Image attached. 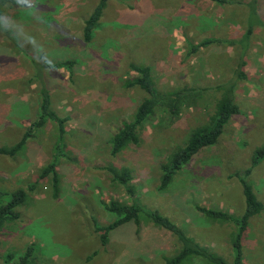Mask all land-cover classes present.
I'll return each mask as SVG.
<instances>
[{
    "label": "rangeland",
    "instance_id": "obj_1",
    "mask_svg": "<svg viewBox=\"0 0 264 264\" xmlns=\"http://www.w3.org/2000/svg\"><path fill=\"white\" fill-rule=\"evenodd\" d=\"M99 1H2L0 147L16 144L29 129L33 135L20 153H0V191L28 193L18 208L20 218L0 231V264H15L17 258L5 261L6 253L18 256L31 243L36 245L31 264H166V257L180 250L178 238L144 213L139 228L126 223L103 244L95 227L117 218L104 206L115 200H136L164 214L232 262L236 225L210 220L197 206L237 217L246 210L238 174L264 146V0H108L86 42L85 20ZM64 60L74 61L72 71L53 66ZM132 63L149 65L160 91L188 88L193 96L178 119L159 110L139 129V144L113 154V135L147 96L138 86L125 85L136 75ZM42 85L50 91L54 114L67 118L58 196L52 174L42 176L55 155L57 120L34 125ZM228 85L241 112L216 144L194 156L161 190L162 163L186 145L196 127L210 122ZM123 168L131 171L133 197L114 178L112 171ZM248 179L264 203V158ZM243 254L244 264H264V209L250 221ZM188 264L206 263L196 258Z\"/></svg>",
    "mask_w": 264,
    "mask_h": 264
},
{
    "label": "trees",
    "instance_id": "obj_2",
    "mask_svg": "<svg viewBox=\"0 0 264 264\" xmlns=\"http://www.w3.org/2000/svg\"><path fill=\"white\" fill-rule=\"evenodd\" d=\"M2 1L7 2L8 0L0 1V17L2 14ZM215 1L223 4L230 2V0ZM107 2L108 0H100L91 15L85 20L84 39L86 42L92 40L94 31L98 27L107 6ZM252 28L253 25H250L247 30L245 36L247 40L252 33ZM208 43L209 41H205L202 45ZM73 65L74 61L64 60L56 62L53 66L56 68L66 67L68 70L72 71ZM130 67L135 71L136 75L126 80L125 85L127 87L138 86L147 93V96L141 100L132 119L123 121L122 126L113 135L111 139L113 154L120 153L131 144H139V129L147 120L155 116L159 110L168 113L172 120L178 119L183 107L193 96V92L188 88L172 89L165 92L160 91L156 87L152 69L149 65L132 63ZM238 74L243 76L244 72L240 70ZM233 89L234 88L231 85L224 87V93L216 104V110L212 115L210 122L196 127L190 134L186 145L176 147L168 155L167 161L162 163V175L159 186L161 190L168 188L174 176L187 163H189L194 156L199 154L202 150L216 144L232 117L241 112L240 106L235 100ZM41 96V113L37 121L34 123L35 127H42L49 118H53L57 120L59 128V137L56 144L55 155L48 166L44 168L42 176L52 174L54 194L55 196H58L60 179L57 165L59 157L63 154L62 145L67 118L57 117L54 114L51 109L50 91L46 86L42 85ZM32 135V130H27L16 144L0 147V153L10 156L20 153L25 149L27 141ZM263 158L264 146L255 150L250 168H248L243 175L238 174L246 201V210L242 216L237 217L223 210L197 206V209L210 220L220 223H233L236 225V230L231 237V243L234 249V258L232 262H229L223 255L209 250L206 246H203L200 242L196 241L192 236L187 235L186 232L169 217L156 210L145 208L136 200L132 204L116 200L104 203L105 208L108 211L115 213L117 218L107 225L96 224L95 228L96 231L100 232L101 242L107 244L111 231L126 223L134 222L139 228L141 224V213H144L156 226L173 233L181 243V248L177 253L170 257H166V264H188L196 258L202 259L206 264H244L243 241L247 229L251 219L254 216L259 215L264 209V203L258 198L248 177L252 174L254 167ZM112 172L115 180L124 185L128 194L133 197L135 195V187L130 184L132 179L130 169L123 168L120 171L113 170ZM27 199L28 193L24 189L15 190L10 194L0 191V231L6 226V224L20 218L21 213L18 208L24 204ZM35 248L36 245L31 243L26 247L25 252L18 256L13 252H8L4 257L5 261L11 262L17 258L15 264H31L34 258Z\"/></svg>",
    "mask_w": 264,
    "mask_h": 264
}]
</instances>
